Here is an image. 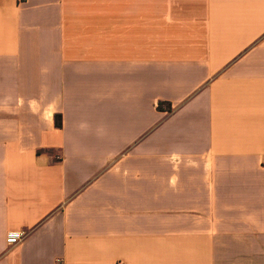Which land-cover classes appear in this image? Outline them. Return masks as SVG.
Instances as JSON below:
<instances>
[{"label":"crops","instance_id":"1","mask_svg":"<svg viewBox=\"0 0 264 264\" xmlns=\"http://www.w3.org/2000/svg\"><path fill=\"white\" fill-rule=\"evenodd\" d=\"M0 264H264V0H0Z\"/></svg>","mask_w":264,"mask_h":264},{"label":"built area","instance_id":"2","mask_svg":"<svg viewBox=\"0 0 264 264\" xmlns=\"http://www.w3.org/2000/svg\"><path fill=\"white\" fill-rule=\"evenodd\" d=\"M24 238V234L21 232H9L6 235L5 242L9 246H15L19 244Z\"/></svg>","mask_w":264,"mask_h":264},{"label":"trees","instance_id":"3","mask_svg":"<svg viewBox=\"0 0 264 264\" xmlns=\"http://www.w3.org/2000/svg\"><path fill=\"white\" fill-rule=\"evenodd\" d=\"M158 109H159V110H162L163 107H162L161 105H159V106H158ZM55 126L58 127V128L61 127L60 117H58V116L55 117Z\"/></svg>","mask_w":264,"mask_h":264}]
</instances>
